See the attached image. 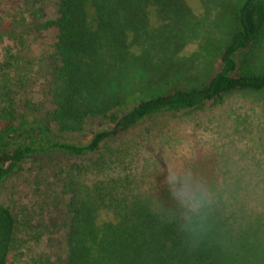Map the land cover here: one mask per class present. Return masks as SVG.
Listing matches in <instances>:
<instances>
[{"label":"trees","instance_id":"obj_1","mask_svg":"<svg viewBox=\"0 0 264 264\" xmlns=\"http://www.w3.org/2000/svg\"><path fill=\"white\" fill-rule=\"evenodd\" d=\"M47 1L28 4L26 33L5 39L46 46L52 108L42 119L19 116L21 56L7 51L0 62V186L37 155L84 158L150 118L202 110L238 91L264 92V72L252 67L264 43V0L225 1L235 30L215 55L219 69L201 86L191 82L193 66L177 56L196 17L195 0H53V16ZM96 118L107 128L88 143H71ZM123 160L117 155V168ZM101 165L66 171L65 264H253L256 248L243 230L233 232L206 208L198 231L182 233V209L169 188L142 192L134 175L118 170L89 180L90 168ZM15 234L14 214L0 205V264H10Z\"/></svg>","mask_w":264,"mask_h":264},{"label":"rangeland","instance_id":"obj_2","mask_svg":"<svg viewBox=\"0 0 264 264\" xmlns=\"http://www.w3.org/2000/svg\"><path fill=\"white\" fill-rule=\"evenodd\" d=\"M37 1L0 0V62L9 50L11 55L21 56L15 64L16 74L22 78L17 90L21 100L18 113L30 120L42 119L52 108L47 48L38 42L19 47L5 39L26 33L21 22L24 10ZM225 1L191 2L196 17L183 34L184 46L177 56L193 66V85L208 82L219 69L215 55L235 30ZM46 10L54 15L53 0L46 2ZM258 57L252 67L264 72V43ZM237 60L241 65L243 55ZM148 62L147 69L152 71ZM106 128L99 118L89 120L71 143H88L92 133ZM120 154L124 163L117 168L114 160ZM95 163L101 166L90 168L89 180L123 171L135 176L142 192L168 188L164 169L169 167L189 177L193 187L205 190L211 201L207 208L217 215L214 219L224 220L233 232L248 234L256 248L251 252L253 264H264V92L238 91L202 110L150 118L108 148L84 158L56 151L28 159L0 186V205L8 207L16 219L10 264H65L66 171ZM102 219L109 220V216Z\"/></svg>","mask_w":264,"mask_h":264},{"label":"clouds","instance_id":"obj_3","mask_svg":"<svg viewBox=\"0 0 264 264\" xmlns=\"http://www.w3.org/2000/svg\"><path fill=\"white\" fill-rule=\"evenodd\" d=\"M164 172V183L182 209L179 216L180 232H197L200 221L206 218L205 210L211 203L205 190L202 187H193L189 177L179 174L172 167L164 169Z\"/></svg>","mask_w":264,"mask_h":264}]
</instances>
